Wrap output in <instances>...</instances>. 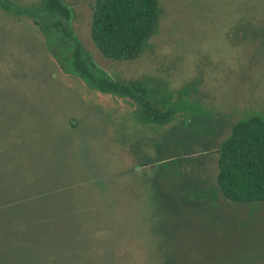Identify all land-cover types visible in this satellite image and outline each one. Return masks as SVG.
<instances>
[{
    "label": "rangeland",
    "instance_id": "obj_1",
    "mask_svg": "<svg viewBox=\"0 0 264 264\" xmlns=\"http://www.w3.org/2000/svg\"><path fill=\"white\" fill-rule=\"evenodd\" d=\"M62 2L95 66L176 114L144 123L131 99L65 73L31 19L0 11V264H264V202L216 184L230 127L264 119V23L228 37L264 22V0H158L156 34L121 62L91 41L95 0Z\"/></svg>",
    "mask_w": 264,
    "mask_h": 264
},
{
    "label": "trees",
    "instance_id": "obj_2",
    "mask_svg": "<svg viewBox=\"0 0 264 264\" xmlns=\"http://www.w3.org/2000/svg\"><path fill=\"white\" fill-rule=\"evenodd\" d=\"M0 11L31 19L41 30L46 49L65 73L78 77L87 87L103 94L131 99L146 124H170L176 114L162 110L149 90L140 83L114 81L107 72L95 66L73 34L70 8L62 0H41L35 6H20L12 0H0ZM160 20L158 0H95L90 21V38L107 60L121 62L135 59L156 34ZM264 22H236L228 30L230 41L240 43L258 37L252 34ZM257 31V30H256ZM251 34V35H250ZM255 35V36H252ZM188 120H185L186 123ZM178 139H174L170 146ZM191 145L174 151L178 159ZM216 184L229 201L239 204L264 202V119L250 115L235 122L218 146ZM166 160L160 159L161 165Z\"/></svg>",
    "mask_w": 264,
    "mask_h": 264
}]
</instances>
